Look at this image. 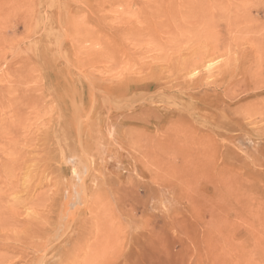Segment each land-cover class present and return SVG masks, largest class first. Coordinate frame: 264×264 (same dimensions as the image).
<instances>
[{"label":"rangeland","instance_id":"1","mask_svg":"<svg viewBox=\"0 0 264 264\" xmlns=\"http://www.w3.org/2000/svg\"><path fill=\"white\" fill-rule=\"evenodd\" d=\"M136 1L0 0V264H264V28Z\"/></svg>","mask_w":264,"mask_h":264},{"label":"bare ground","instance_id":"2","mask_svg":"<svg viewBox=\"0 0 264 264\" xmlns=\"http://www.w3.org/2000/svg\"><path fill=\"white\" fill-rule=\"evenodd\" d=\"M163 1L164 0H138V2L136 1V10L139 14L141 21L145 25L150 27L169 26L170 24H172L173 21H176L181 17H188L192 19H197L196 21H198L201 25L220 24L221 26L236 25L239 27L251 26L264 28V20H251L248 19L246 16L240 15L244 13L245 6L248 5L250 2H254V0H198L196 8L189 9L187 11H182V7L177 9V7L179 6H176L172 12H168V10L165 9ZM255 2L256 4L254 5V8L256 10L257 15L264 17V0H258ZM229 4H231L232 6H229ZM222 6L228 7V13L230 12L232 16L229 18H222L218 21V9ZM206 64L207 62L205 60H199L198 62H194L191 68L193 70L201 71ZM59 129L61 130L62 128ZM62 136L60 135V138Z\"/></svg>","mask_w":264,"mask_h":264}]
</instances>
